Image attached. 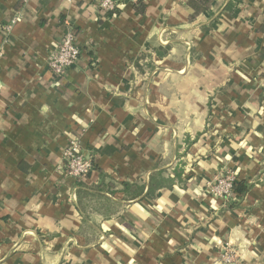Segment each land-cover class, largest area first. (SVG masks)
Masks as SVG:
<instances>
[{
  "label": "crops",
  "instance_id": "crops-1",
  "mask_svg": "<svg viewBox=\"0 0 264 264\" xmlns=\"http://www.w3.org/2000/svg\"><path fill=\"white\" fill-rule=\"evenodd\" d=\"M101 1L0 0V264H264V0ZM225 167L242 198L209 193Z\"/></svg>",
  "mask_w": 264,
  "mask_h": 264
},
{
  "label": "built area",
  "instance_id": "built-area-1",
  "mask_svg": "<svg viewBox=\"0 0 264 264\" xmlns=\"http://www.w3.org/2000/svg\"><path fill=\"white\" fill-rule=\"evenodd\" d=\"M100 6L106 12L118 7L116 0H102ZM81 49L76 42V33L73 29L68 30L59 40L56 48L52 52L49 68L57 76H63L70 68L74 67L80 59ZM64 164L74 177L84 178L93 170L92 161L87 158L78 142L73 141L64 151ZM237 181L236 173L229 167L207 184L209 193L222 200H229L236 197L235 182ZM237 258L236 252L229 248L221 255V260L225 264H234Z\"/></svg>",
  "mask_w": 264,
  "mask_h": 264
},
{
  "label": "trees",
  "instance_id": "trees-1",
  "mask_svg": "<svg viewBox=\"0 0 264 264\" xmlns=\"http://www.w3.org/2000/svg\"><path fill=\"white\" fill-rule=\"evenodd\" d=\"M118 2V0H116ZM243 0H229L226 6L224 7L223 11L226 12H232L234 11L241 3ZM216 4V0H198V1H191L190 5L192 8V18H196L199 14L203 13L207 17H213L215 12L211 10L212 5ZM136 8L138 11L143 12L144 11V4L142 3L141 0H137L136 2ZM223 11L214 18V20H218ZM119 12V7L114 8V10L110 11V13H118ZM250 189V184L247 181L244 180H239L235 182V193L236 197L238 199L242 198ZM234 203V202H233Z\"/></svg>",
  "mask_w": 264,
  "mask_h": 264
}]
</instances>
